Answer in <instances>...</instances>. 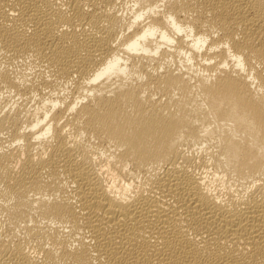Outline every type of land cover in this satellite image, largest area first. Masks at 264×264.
I'll use <instances>...</instances> for the list:
<instances>
[{"label":"bare ground","instance_id":"bare-ground-1","mask_svg":"<svg viewBox=\"0 0 264 264\" xmlns=\"http://www.w3.org/2000/svg\"><path fill=\"white\" fill-rule=\"evenodd\" d=\"M0 264H264V0H0Z\"/></svg>","mask_w":264,"mask_h":264},{"label":"rangeland","instance_id":"rangeland-1","mask_svg":"<svg viewBox=\"0 0 264 264\" xmlns=\"http://www.w3.org/2000/svg\"><path fill=\"white\" fill-rule=\"evenodd\" d=\"M126 7H128V6H126V5L124 6V8H123V9H124V11H125L126 9H128V8H126ZM125 8H126V9H125Z\"/></svg>","mask_w":264,"mask_h":264}]
</instances>
